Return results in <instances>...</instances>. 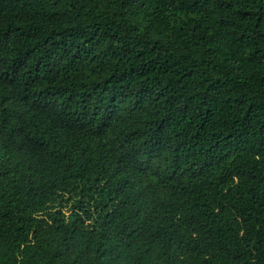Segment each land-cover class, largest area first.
Wrapping results in <instances>:
<instances>
[{
    "label": "trees",
    "instance_id": "16d2710c",
    "mask_svg": "<svg viewBox=\"0 0 264 264\" xmlns=\"http://www.w3.org/2000/svg\"><path fill=\"white\" fill-rule=\"evenodd\" d=\"M0 264H264V0H0Z\"/></svg>",
    "mask_w": 264,
    "mask_h": 264
}]
</instances>
